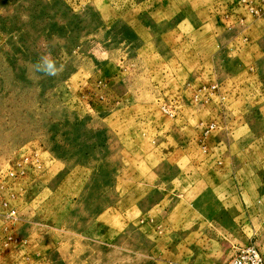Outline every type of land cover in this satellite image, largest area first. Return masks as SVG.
Here are the masks:
<instances>
[{"label": "rangeland", "instance_id": "rangeland-1", "mask_svg": "<svg viewBox=\"0 0 264 264\" xmlns=\"http://www.w3.org/2000/svg\"><path fill=\"white\" fill-rule=\"evenodd\" d=\"M240 5L0 0V264H180L186 234L191 264L205 235L264 257V15L230 39ZM49 50L62 73L30 72Z\"/></svg>", "mask_w": 264, "mask_h": 264}, {"label": "crops", "instance_id": "crops-1", "mask_svg": "<svg viewBox=\"0 0 264 264\" xmlns=\"http://www.w3.org/2000/svg\"><path fill=\"white\" fill-rule=\"evenodd\" d=\"M259 20V19H258ZM258 20L253 21L251 24H245L243 23L242 26H240V30L234 33H231L227 35L230 39H237V40H248L254 37V26L256 23H258ZM258 36H255V40L257 39ZM258 40V39H257ZM251 44V43H247ZM223 50H218L217 54H221ZM202 227V226H201ZM197 235H195L196 237ZM193 236L190 235L188 236L187 234L184 235V246L180 248L179 252L175 249V252H169L170 257L174 260L179 259V263L183 264H191V258L190 255L193 253L192 248L186 246L187 241L190 240ZM205 239H207L209 242L212 243V245L207 246L206 248L202 247L200 248V253L205 254L209 256V260L207 264H225V262L230 260L232 257L231 255L233 254L231 251L232 246L230 244H226L224 246H221L216 240H210L208 236L205 235ZM230 246V247H229ZM231 256V257H230ZM227 261V262H228ZM227 264V263H226Z\"/></svg>", "mask_w": 264, "mask_h": 264}, {"label": "built area", "instance_id": "built-area-1", "mask_svg": "<svg viewBox=\"0 0 264 264\" xmlns=\"http://www.w3.org/2000/svg\"><path fill=\"white\" fill-rule=\"evenodd\" d=\"M226 4L240 5L247 8L253 20L259 19L264 15V0H224ZM244 22V18L239 19ZM16 210L10 211L9 218L18 219ZM227 264H264V257L254 245H243L238 247Z\"/></svg>", "mask_w": 264, "mask_h": 264}, {"label": "clouds", "instance_id": "clouds-1", "mask_svg": "<svg viewBox=\"0 0 264 264\" xmlns=\"http://www.w3.org/2000/svg\"><path fill=\"white\" fill-rule=\"evenodd\" d=\"M64 68L65 65L57 58H54L52 52L49 50L41 54L38 60L30 65L29 71L45 77H57L62 73Z\"/></svg>", "mask_w": 264, "mask_h": 264}]
</instances>
